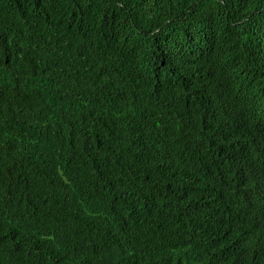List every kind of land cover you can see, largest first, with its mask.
<instances>
[{
	"label": "trees",
	"instance_id": "16d2710c",
	"mask_svg": "<svg viewBox=\"0 0 264 264\" xmlns=\"http://www.w3.org/2000/svg\"><path fill=\"white\" fill-rule=\"evenodd\" d=\"M0 264H264V0H0Z\"/></svg>",
	"mask_w": 264,
	"mask_h": 264
}]
</instances>
